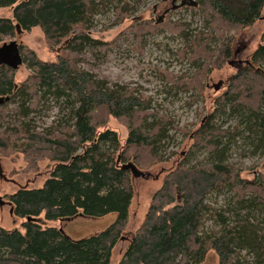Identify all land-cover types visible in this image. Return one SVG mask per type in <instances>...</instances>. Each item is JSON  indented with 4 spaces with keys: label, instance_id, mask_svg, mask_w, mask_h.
<instances>
[{
    "label": "trees",
    "instance_id": "16d2710c",
    "mask_svg": "<svg viewBox=\"0 0 264 264\" xmlns=\"http://www.w3.org/2000/svg\"><path fill=\"white\" fill-rule=\"evenodd\" d=\"M193 1L186 5L190 20L168 15L159 23L144 19L134 25L139 43L143 34L165 30L182 39L184 45L175 52L190 69L158 73L169 84L168 94H187L185 105L205 102L207 114L191 131L138 86L108 85L67 54L86 46L94 53L110 48L111 41L88 34L94 16L112 5L122 20L134 9L129 1L0 0V8L11 7L10 17L0 16V44L15 36L17 24L21 32L38 27L49 45L62 51L43 60L20 45L28 70L21 81L16 69L0 65V97L9 96L0 116L10 100L18 104L20 120L0 130V154L16 151L26 171L51 163L42 186L20 187L8 195L13 215L24 219V231L0 225V264H112L134 195L131 172L120 165L131 161L150 168L168 160L176 133L191 140V157L201 150L204 157L176 161L169 169L117 264H199L209 250L217 264H264V171L242 176L230 155L240 129L245 140L250 138L249 146L264 152V28L248 62L228 64L234 32L262 18L264 0ZM196 19L200 26L193 25ZM224 66L235 70L224 91L205 96L209 73ZM48 98L63 102L68 118L38 129L30 116ZM109 117L126 126L123 145L114 130H100ZM230 117L236 122L228 123ZM42 213L46 219L110 213L116 218L98 233L73 239L60 225L41 226Z\"/></svg>",
    "mask_w": 264,
    "mask_h": 264
},
{
    "label": "rangeland",
    "instance_id": "374dc122",
    "mask_svg": "<svg viewBox=\"0 0 264 264\" xmlns=\"http://www.w3.org/2000/svg\"><path fill=\"white\" fill-rule=\"evenodd\" d=\"M127 1L134 8L132 11H129L127 17L118 20L119 18L115 14V9L110 5L104 9L103 13H98L94 16L93 26L89 29L88 34L93 38H99L106 42L111 41L112 45L110 48L106 51L94 53L90 46H86L78 54L74 52H68L67 54L75 58L81 67L95 74L97 78L103 79L108 85L118 83L120 85L138 86L144 93L146 92L151 95L163 108L167 109V114L177 120L179 125L188 123L187 127L191 131L194 130L207 114L204 106L206 105L205 102L199 101L185 105L184 102L187 100V94L178 93L176 96H173L172 93L168 94L165 90L169 84H164L163 77L158 73V70L179 73L189 68L190 64L187 63L186 59L181 60L175 52L184 45L182 39L178 35L165 30L154 35L145 33L139 43L134 33V25L137 21L140 22L147 19L159 23L161 21L160 18L164 16L165 9L171 8V0ZM178 3L179 0L175 2V4ZM168 15L173 20L184 18L190 20L191 10L186 8L185 5L170 10L165 15V20ZM0 16L10 17L11 7L0 8ZM193 25L200 26L199 20L196 19ZM263 28L264 11L262 18L234 32L236 35L232 44V59H248L262 41ZM9 39H15L24 47L31 48L43 60H52L56 57V54L62 53L61 50L57 52L59 46L52 47L49 45L43 32L38 27L30 31H23L20 34L16 33L14 37H10L7 40ZM230 66L232 67L233 65ZM234 73L235 70L229 66H224L221 70L209 73L207 85L210 89L205 90V96L209 97L211 95L216 97L222 94L225 85H227L228 78ZM27 75L28 70L24 64L15 70L17 81L23 80ZM218 81L223 82V88L221 87L215 91L212 86ZM17 112L18 104L9 100L7 110L4 113L5 116H0V130L13 127L19 123L20 120L16 115ZM30 117H34L33 123L36 128L44 129L55 125L61 118L62 120L67 119L68 113L64 109L63 102L48 98L44 104H40L37 112L31 114ZM236 118L230 117L227 122L233 124L236 122ZM105 128L114 130L121 144H124L127 129L122 122L109 117L107 123L100 130ZM240 130L243 133L235 137L236 145H232L231 160L242 168V176L251 177L256 174L255 171H264V152L261 149L254 150V146H249L250 138L245 140L242 137L245 134L244 130ZM173 135V143L168 146V153L165 156L168 160L150 168H139L148 173V177L132 178L134 195L129 210L128 221L121 239L113 248L112 264H117L121 259L123 251L129 243L131 233L144 220L152 195L160 188L165 174L175 162L187 159L197 162L196 160L204 157V154H202L204 150L199 152L201 154L191 157V153L189 152L191 140L187 136L178 133ZM171 150H174L175 154L168 155ZM50 165L51 163L43 161L39 164L38 170L26 171L24 170V162L16 151H12L11 155L7 156L0 154V197L5 201L0 207L1 226L5 228L16 227L24 231V227L22 226L24 219L14 216L10 212L7 197L20 187L42 186ZM218 199L221 205L223 196H220ZM115 218L116 214L110 213L102 217L82 216L79 214L69 219H46L44 213H42L38 217V221L43 227H57L60 225V228L68 236L73 239H80L104 230ZM199 264H217L216 254L212 250H209Z\"/></svg>",
    "mask_w": 264,
    "mask_h": 264
},
{
    "label": "water",
    "instance_id": "95a60500",
    "mask_svg": "<svg viewBox=\"0 0 264 264\" xmlns=\"http://www.w3.org/2000/svg\"><path fill=\"white\" fill-rule=\"evenodd\" d=\"M174 1V0H172ZM179 6V5H177ZM176 8V5H172V9ZM163 16L160 18V20L162 21ZM160 21V22H161ZM16 33L20 34L21 33V29L19 28V26L16 24ZM67 40H65L63 42V44L66 43ZM20 43H18L15 39H9L6 40L4 42H2L0 44V65L5 64L10 68L13 69H17L20 65L23 64V58H22V54H21V49H20ZM60 51V47L57 48V52ZM246 63L248 62V60L245 61ZM243 61L242 60H228V64L229 65H238V64H242ZM223 85L222 81H218L217 83L213 84L212 88L217 91L221 88V86ZM9 99V96H4V97H0V104L3 103L4 101H7ZM121 168L123 169H129L131 172L132 177L137 178V177H148L149 174L145 173L144 171L140 170L133 162L129 161V162H124L121 165ZM5 203V201L2 200V198L0 197V206L3 205ZM9 203V202H7ZM10 212H12V209L10 208ZM30 217H27L26 220H29Z\"/></svg>",
    "mask_w": 264,
    "mask_h": 264
},
{
    "label": "flooded vegetation",
    "instance_id": "af4514ba",
    "mask_svg": "<svg viewBox=\"0 0 264 264\" xmlns=\"http://www.w3.org/2000/svg\"><path fill=\"white\" fill-rule=\"evenodd\" d=\"M177 1H178V0H176V1H175V0H174V1L171 0V5H176V8H178V7H180V6H181V7H182V6H185V5L188 6V5L191 4V3H192V4H195V1H193V0H192V1H191V0H179V3H178V4H175V2H177ZM177 5H179V6H177ZM171 8H172V6H171ZM171 8H169V9H165V11H164V13H163L164 16H165L170 10H172ZM263 44H264V41H263ZM238 60H240V59H238ZM246 60H248V59H244V60H242L243 63H246V62H245ZM243 63H242V64H243ZM238 65H241V64H238ZM207 86H208V85H207Z\"/></svg>",
    "mask_w": 264,
    "mask_h": 264
}]
</instances>
